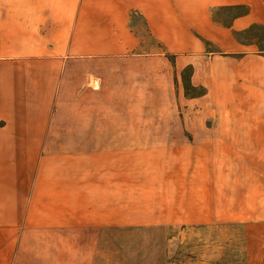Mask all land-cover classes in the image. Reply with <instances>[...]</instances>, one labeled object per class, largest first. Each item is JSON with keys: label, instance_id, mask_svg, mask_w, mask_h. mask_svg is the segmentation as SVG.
Masks as SVG:
<instances>
[{"label": "rangeland", "instance_id": "374dc122", "mask_svg": "<svg viewBox=\"0 0 264 264\" xmlns=\"http://www.w3.org/2000/svg\"><path fill=\"white\" fill-rule=\"evenodd\" d=\"M79 8V0H0V15L12 23L36 16L41 23L63 25ZM247 12L249 6L240 4L217 9L215 15L227 21ZM233 37L244 51L226 55L225 65H210L206 58L195 72L190 57L179 62L166 54L167 67L152 60L132 68L130 92L118 98L83 95L72 79L70 104L55 101L49 113L24 112L28 117L51 115L50 127L135 131L127 136L136 141L131 148L104 159L119 173V197L105 193L102 208H113L114 215L105 216L99 230L80 234L82 247L73 252L80 253L82 264H264L259 51H246L259 49V39L264 44V28L252 24L233 30ZM36 96L33 104L41 101ZM65 97L63 89L60 99ZM24 122L33 124L32 119ZM43 147L42 140L39 151H0V197L15 166H46L65 154ZM24 194L26 204L29 192ZM10 203L0 198L5 207L0 208V226L15 217L9 214Z\"/></svg>", "mask_w": 264, "mask_h": 264}, {"label": "crops", "instance_id": "0c3cea01", "mask_svg": "<svg viewBox=\"0 0 264 264\" xmlns=\"http://www.w3.org/2000/svg\"><path fill=\"white\" fill-rule=\"evenodd\" d=\"M240 4L249 6L243 16L226 21L215 15L217 9ZM79 5L76 16L63 25L41 23L36 16L12 23L0 15V151H39L43 140L49 150L69 154L49 160L46 166L17 165L8 173L0 198L12 202L9 214L15 217L0 226V264H82L80 253L73 252L82 247L80 234L99 230L106 223L104 217L114 215L113 208H102L105 193L119 197V173L114 163L106 166L104 159L118 156L136 142L127 138L135 135L131 129L50 127L51 115L28 117L24 112L49 113L55 101L70 104L72 79L83 95L118 98L130 92L132 68L152 60L167 67L166 54L179 62L190 57L195 72L206 58L210 65H225L226 55L244 51L233 30L252 24L264 28V0H79ZM246 51H259L260 120L264 44L259 39V49ZM63 89L68 100L60 99ZM36 95L41 101L33 104ZM26 119L33 124H26ZM49 136L64 138H41ZM25 191L29 192L26 204ZM107 223L112 219L107 218Z\"/></svg>", "mask_w": 264, "mask_h": 264}]
</instances>
